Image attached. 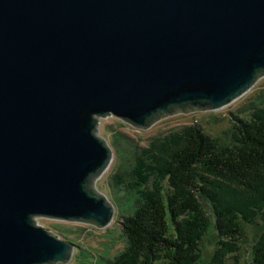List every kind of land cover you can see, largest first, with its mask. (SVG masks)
Wrapping results in <instances>:
<instances>
[{"label":"water","instance_id":"95a60500","mask_svg":"<svg viewBox=\"0 0 264 264\" xmlns=\"http://www.w3.org/2000/svg\"><path fill=\"white\" fill-rule=\"evenodd\" d=\"M263 77L264 0H0V264L71 257L34 215L112 221L96 116L145 127Z\"/></svg>","mask_w":264,"mask_h":264},{"label":"trees","instance_id":"16d2710c","mask_svg":"<svg viewBox=\"0 0 264 264\" xmlns=\"http://www.w3.org/2000/svg\"><path fill=\"white\" fill-rule=\"evenodd\" d=\"M112 178L132 202L108 264H264V226L248 261L240 245L244 226L264 224V93L235 116L229 141L184 124L136 146Z\"/></svg>","mask_w":264,"mask_h":264},{"label":"rangeland","instance_id":"374dc122","mask_svg":"<svg viewBox=\"0 0 264 264\" xmlns=\"http://www.w3.org/2000/svg\"><path fill=\"white\" fill-rule=\"evenodd\" d=\"M262 93L264 77L259 78L249 90L220 109L178 110L156 119L145 127L134 125L111 113L96 116L94 134L109 147L110 158L107 165L89 179L88 188L112 203L114 217L110 224L99 227L91 221L34 215L32 220L35 225L42 226L50 233L74 244L68 260L49 264H108L109 257L113 258L123 248L125 237L120 230L119 214L129 209L132 196L116 184L112 175L118 171L121 173L127 171L136 146L145 145L150 138L164 134L170 129L191 123L199 124L210 135L229 141L235 116H247L249 105L256 102ZM118 150L121 153L119 158ZM263 226L264 224L258 227L249 224L243 228L240 245L246 261L250 258L254 233L261 231ZM211 238L206 237L207 254L214 246L215 239Z\"/></svg>","mask_w":264,"mask_h":264}]
</instances>
